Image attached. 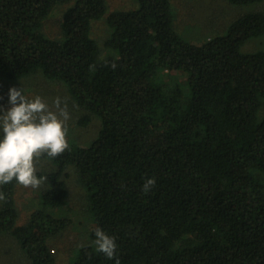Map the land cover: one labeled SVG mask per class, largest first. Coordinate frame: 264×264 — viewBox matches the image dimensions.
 I'll use <instances>...</instances> for the list:
<instances>
[{"label": "trees", "instance_id": "16d2710c", "mask_svg": "<svg viewBox=\"0 0 264 264\" xmlns=\"http://www.w3.org/2000/svg\"><path fill=\"white\" fill-rule=\"evenodd\" d=\"M227 1L260 7L192 43L173 29L170 0L113 11L104 0H0V89L39 74L66 86L77 124L97 126L88 145L38 160L47 180L22 222L17 182L0 186V235L27 264H58L62 251L65 264H116L96 251L97 227L115 237L119 264H264V53L240 51L264 33V0ZM70 177L89 223L63 249L78 224L64 211Z\"/></svg>", "mask_w": 264, "mask_h": 264}, {"label": "rangeland", "instance_id": "374dc122", "mask_svg": "<svg viewBox=\"0 0 264 264\" xmlns=\"http://www.w3.org/2000/svg\"><path fill=\"white\" fill-rule=\"evenodd\" d=\"M107 5V11L113 10H131L136 8V0H104ZM171 6L173 7V23L172 27L177 34L184 40L198 43L208 39L211 35L216 33H223L226 27L238 17H241L249 12L258 10L260 4H247V5H234L229 3L227 0H170ZM64 6V5H60ZM62 7L57 8L52 14L46 19L44 24V30L47 36L51 39H55L59 36L58 30V19ZM104 20L95 23L98 29L95 30L96 35L103 26ZM105 24V23H104ZM94 26V24H93ZM104 35L96 37L99 42L106 37V31L108 26H103ZM242 53H264V33L262 36L253 38L247 41L240 49ZM15 87L17 90H23V94L29 100L34 99L36 96L42 98L49 110L57 112L54 105V100L59 97L61 99V107L67 105V110L70 114V119L66 122L68 128L67 140L74 141L81 146L88 145L95 137L97 126L91 123L88 126H80L77 124V117L83 118V111H81L77 105H73L70 98L68 89L61 83L50 82L49 80L43 79L39 74H30L25 76L15 83L9 82V84H3L0 89V97H3L0 105L1 112L4 113L11 108L9 104V90ZM5 110V111H3ZM38 162V161H37ZM37 171L38 164L36 163ZM76 179V178H75ZM69 187L71 189L66 205H64V211L67 212L68 217L75 212L74 226H71L65 233V238L62 242L63 249H67L72 244H78L87 237L86 227L89 223L87 216L84 213V201L83 193L77 185V182L73 177L69 179ZM15 199L18 202L20 208V222L25 218V214L38 202H31V199L37 200V189L24 188L21 185H16ZM35 191V192H34ZM33 194L31 197L29 195ZM24 200H27L25 202ZM39 206V205H38ZM90 217V216H89ZM78 218L80 220H78ZM76 224V225H75ZM81 240V241H80ZM66 257L64 251L58 254L57 263L65 264ZM0 264H27L25 255L20 250L17 241L11 235H0Z\"/></svg>", "mask_w": 264, "mask_h": 264}, {"label": "clouds", "instance_id": "9594fccd", "mask_svg": "<svg viewBox=\"0 0 264 264\" xmlns=\"http://www.w3.org/2000/svg\"><path fill=\"white\" fill-rule=\"evenodd\" d=\"M109 66L115 70L117 63L113 61ZM53 103L58 114L49 110L39 96L29 100L22 88L17 90L13 87L9 90L11 108L0 115V186L15 180L24 188H39L47 177L37 176V161L44 155L56 158L69 148L66 122L70 114L67 105L65 103L61 107L59 97ZM155 183L154 178H147L142 191L149 193ZM6 199L5 194L0 192V202ZM94 235L96 251L107 259H116V264H119L115 237L109 236L99 227L95 229Z\"/></svg>", "mask_w": 264, "mask_h": 264}]
</instances>
